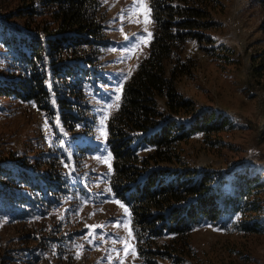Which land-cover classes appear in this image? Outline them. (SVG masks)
<instances>
[{
    "label": "trees",
    "instance_id": "1",
    "mask_svg": "<svg viewBox=\"0 0 264 264\" xmlns=\"http://www.w3.org/2000/svg\"><path fill=\"white\" fill-rule=\"evenodd\" d=\"M21 1L18 15L31 19L24 30L0 21V58L14 72L0 78V98L34 103L58 116L67 130L87 120L89 128L93 118L87 86L103 73L109 46L103 0ZM257 2L264 9V0ZM148 8L147 51L126 77L106 121L110 186L129 211L137 264L165 259L186 264L183 255L191 254L188 238L205 223L264 232V183L249 172L230 176L197 170L183 157V143L193 135L202 134L215 145L218 140L212 137L235 126L219 111H196L178 90L179 78L194 67L193 58L185 55L190 43L214 60L234 59L235 50L209 33L219 26L213 12H223L224 3L149 0ZM17 164L13 171L0 165V215L9 219L44 210L35 201L37 191L54 188L47 180L44 186L32 183L25 163ZM50 182L63 190L64 184ZM55 196L57 202L62 199ZM6 260L4 264H24L20 256L7 254Z\"/></svg>",
    "mask_w": 264,
    "mask_h": 264
},
{
    "label": "rangeland",
    "instance_id": "2",
    "mask_svg": "<svg viewBox=\"0 0 264 264\" xmlns=\"http://www.w3.org/2000/svg\"><path fill=\"white\" fill-rule=\"evenodd\" d=\"M148 2L143 0L146 9ZM222 2L223 12H213L219 26L209 33L235 50L234 59L214 60L190 43L185 55L193 58L194 67L179 78L178 90L196 111H219L235 126L212 137L218 140L215 145L202 134L193 135L183 143V157L197 170L230 176L249 172L264 183V9L257 0ZM23 4L0 0V21L26 28L31 19L18 15ZM133 4L134 0H103L109 46L102 59L103 73L87 86L93 118L89 128L87 120L67 130L58 116L34 103L0 98V165L12 170L23 161L32 183L44 186L47 180L54 187L37 191L41 212L28 218L0 215V264L7 261V254L20 256L24 264H137L136 252L131 251L136 244L133 233L129 236L130 214L111 190L112 157L101 132V121L106 132L105 117L119 97L118 86L147 51L150 14L147 22L143 11L129 15ZM12 69L0 58V78L11 77ZM50 181L64 184L63 190ZM57 194L62 195L59 202ZM89 226L97 227L93 231ZM188 243L191 254L183 255L186 264H264V232L243 233L229 225L205 223L191 232ZM160 264L172 263L165 259Z\"/></svg>",
    "mask_w": 264,
    "mask_h": 264
},
{
    "label": "snow or ice",
    "instance_id": "3",
    "mask_svg": "<svg viewBox=\"0 0 264 264\" xmlns=\"http://www.w3.org/2000/svg\"><path fill=\"white\" fill-rule=\"evenodd\" d=\"M137 11H143L144 16H145V22H147V21H148V16H149L150 9H146V6L143 4V0H134V4H133L132 8L129 9V15H133V14H135ZM145 30H146V29H145ZM150 35H151V34L149 33V36H150ZM125 39L127 40L128 37L126 36ZM140 39H144V38H143V37H140ZM136 47H138V43H137V44H134V45H133V48L130 49V51L134 50ZM120 87H122V85L118 86L117 91H119V88H120ZM117 99H119V97H117ZM108 107H111V105L109 104ZM105 119H107V117H105ZM103 124H104V121L102 120V121H101V125H102L101 132H102V135H104V136H105V139H106V132L104 131ZM109 155H110V154H109ZM104 162L107 163L109 167H111L108 158H105ZM121 206L123 207V205H121ZM125 211H127V209H125ZM117 226H120V225L117 224ZM89 227H90L91 229H93V231H94V229H95L97 226H89ZM100 227H102V226H100ZM92 234H93L92 232L89 233V235H92ZM131 235H132V232H131V229L129 228V236H131ZM123 245H124V249H123V250L125 251V255H127L128 251H129V244H128V241H127V240L123 241ZM131 251L134 252L135 249L132 248ZM77 255H79V253H78ZM121 264H123V262H121Z\"/></svg>",
    "mask_w": 264,
    "mask_h": 264
}]
</instances>
